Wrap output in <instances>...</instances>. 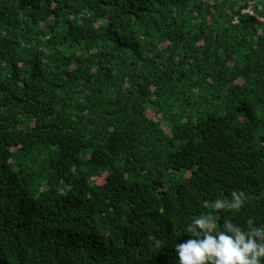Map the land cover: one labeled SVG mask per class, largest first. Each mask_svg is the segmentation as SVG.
Wrapping results in <instances>:
<instances>
[{"label":"trees","instance_id":"trees-1","mask_svg":"<svg viewBox=\"0 0 264 264\" xmlns=\"http://www.w3.org/2000/svg\"><path fill=\"white\" fill-rule=\"evenodd\" d=\"M203 214L264 224V0H0V264H177Z\"/></svg>","mask_w":264,"mask_h":264},{"label":"clouds","instance_id":"clouds-1","mask_svg":"<svg viewBox=\"0 0 264 264\" xmlns=\"http://www.w3.org/2000/svg\"><path fill=\"white\" fill-rule=\"evenodd\" d=\"M248 196L244 191L233 190L230 198H218L216 210L233 216L244 208ZM184 233L191 238L176 243L177 264H264V224L249 218L245 226L229 217L222 225L210 214L194 217ZM154 248H162L165 241L151 235Z\"/></svg>","mask_w":264,"mask_h":264}]
</instances>
